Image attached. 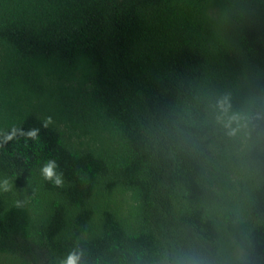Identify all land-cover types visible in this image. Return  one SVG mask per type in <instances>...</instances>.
I'll return each instance as SVG.
<instances>
[{"label":"trees","instance_id":"trees-1","mask_svg":"<svg viewBox=\"0 0 264 264\" xmlns=\"http://www.w3.org/2000/svg\"><path fill=\"white\" fill-rule=\"evenodd\" d=\"M70 255L264 264V0H0V264Z\"/></svg>","mask_w":264,"mask_h":264},{"label":"clouds","instance_id":"clouds-1","mask_svg":"<svg viewBox=\"0 0 264 264\" xmlns=\"http://www.w3.org/2000/svg\"><path fill=\"white\" fill-rule=\"evenodd\" d=\"M221 112L226 115L227 114V108L221 104ZM236 119V117L232 116V117H228L227 122L224 123V127L226 128H230L231 123ZM221 120L223 122V117H221ZM38 129H33L31 131H29L26 135L29 138L35 139L38 136ZM22 135L24 133H21ZM230 135H234L235 134V129H231ZM7 139H12V136L9 135L7 137ZM57 168V164L55 163V161H48L45 166L41 169L42 175L44 176V178L46 180H50L53 181L54 184L56 186H61L63 184V177L62 174H57L55 169ZM5 184V190H7V181L4 182ZM78 261V257L75 255H70L67 259V261L65 262V264H77Z\"/></svg>","mask_w":264,"mask_h":264}]
</instances>
